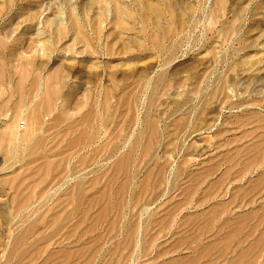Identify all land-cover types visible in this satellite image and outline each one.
I'll list each match as a JSON object with an SVG mask.
<instances>
[{"label": "rangeland", "instance_id": "obj_1", "mask_svg": "<svg viewBox=\"0 0 264 264\" xmlns=\"http://www.w3.org/2000/svg\"><path fill=\"white\" fill-rule=\"evenodd\" d=\"M0 264H264V0H0Z\"/></svg>", "mask_w": 264, "mask_h": 264}]
</instances>
